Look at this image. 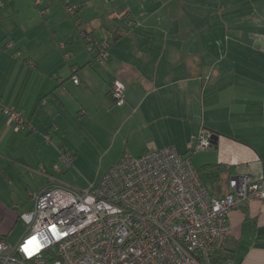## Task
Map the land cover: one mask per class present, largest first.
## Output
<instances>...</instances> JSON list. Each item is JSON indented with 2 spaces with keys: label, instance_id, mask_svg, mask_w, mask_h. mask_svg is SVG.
<instances>
[{
  "label": "crops",
  "instance_id": "0c3cea01",
  "mask_svg": "<svg viewBox=\"0 0 264 264\" xmlns=\"http://www.w3.org/2000/svg\"><path fill=\"white\" fill-rule=\"evenodd\" d=\"M69 3L73 17L62 0H0V98L32 126L15 131L0 111V177L19 176L34 197L64 184L61 150L74 166L81 144L105 140L134 156L175 147L196 159L213 197L234 176L264 181V0ZM122 29L105 60L81 35L99 42ZM117 82L128 88L123 106ZM205 129L218 143L194 158ZM17 217L0 213L1 236ZM229 222L233 262L264 264V200L233 209Z\"/></svg>",
  "mask_w": 264,
  "mask_h": 264
},
{
  "label": "built area",
  "instance_id": "2783aa9c",
  "mask_svg": "<svg viewBox=\"0 0 264 264\" xmlns=\"http://www.w3.org/2000/svg\"><path fill=\"white\" fill-rule=\"evenodd\" d=\"M64 2L75 15L76 7ZM81 35L97 59L109 58L111 41L93 44L90 34ZM73 81L80 82L76 76ZM127 91L114 84L118 106L126 103ZM0 111L13 130L32 128L21 110L1 98ZM212 137L203 130L194 151L211 149ZM73 160V152L61 150L54 169L62 172L61 164L72 167ZM228 187L213 197L191 158L173 146L139 156L125 151L85 190L58 183L34 195V208L20 216L27 232L19 242L11 245L0 235V264H204L199 256L214 264L211 256L226 247L231 233L230 212L264 200V181L248 174L231 177Z\"/></svg>",
  "mask_w": 264,
  "mask_h": 264
},
{
  "label": "rangeland",
  "instance_id": "374dc122",
  "mask_svg": "<svg viewBox=\"0 0 264 264\" xmlns=\"http://www.w3.org/2000/svg\"><path fill=\"white\" fill-rule=\"evenodd\" d=\"M125 151L123 145L119 143L113 145L112 142H105V140H100L95 144H81L79 150L81 159L72 167L61 164L63 173L58 174L57 177L69 187L80 191L85 190L90 184L98 183L113 163L121 159ZM206 152L208 150H202L196 152V155L194 153L193 156L195 158V156H201ZM192 163L195 168H198L196 159ZM11 178L13 179V185L0 177V213H14L21 216L34 208L35 200L33 196L31 197L32 194L21 188L25 186V183L22 182L19 176L11 175ZM15 207L18 208L15 209ZM26 232L27 226L25 223L18 222L10 226L6 225L3 234L9 244L15 245Z\"/></svg>",
  "mask_w": 264,
  "mask_h": 264
},
{
  "label": "trees",
  "instance_id": "16d2710c",
  "mask_svg": "<svg viewBox=\"0 0 264 264\" xmlns=\"http://www.w3.org/2000/svg\"><path fill=\"white\" fill-rule=\"evenodd\" d=\"M63 2H64V0H62ZM65 4H66V2H64ZM77 12H78V8L76 7V13L75 14H77ZM74 15H72V17H73ZM79 19L77 18L76 19V21H78ZM82 33H86V34H89V33H87V32H82ZM91 35V34H90ZM118 37H120V35H119V32L118 31H116V33H114V35H113V38H110V39H108L109 41H111L112 42V44H113V42L118 38ZM93 38V37H92ZM85 41V40H84ZM103 41V40H102ZM87 43V42H86ZM96 43V41L93 39V44H95ZM88 45V44H87ZM96 47V46H95ZM97 55H98V51H97V53H96V57H97ZM214 165H206V166H204L206 169H208V168H210V167H213ZM200 172V171H199ZM212 173L210 174V173H208L209 175H214L216 172L215 171H211ZM200 175H201V177H202V174H201V172H200ZM202 179H203V177H202ZM18 222H21L20 221V215L17 217V219H16V223H18ZM0 233H1V231H0ZM199 258V261H201V262H203L204 264H206L205 263V259H203V257H201V256H199L198 257ZM226 261H233V259H232V255L230 254V252L226 249V247L224 248V249H222V250H219L218 252H216L214 255H212L211 256V262L212 263H214V264H221V263H223V262H226Z\"/></svg>",
  "mask_w": 264,
  "mask_h": 264
},
{
  "label": "water",
  "instance_id": "95a60500",
  "mask_svg": "<svg viewBox=\"0 0 264 264\" xmlns=\"http://www.w3.org/2000/svg\"><path fill=\"white\" fill-rule=\"evenodd\" d=\"M213 140H212V142H213V145H217V143H218V136L217 135H213Z\"/></svg>",
  "mask_w": 264,
  "mask_h": 264
}]
</instances>
